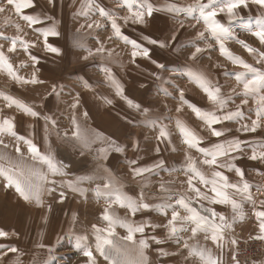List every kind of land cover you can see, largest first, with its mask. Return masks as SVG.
Returning <instances> with one entry per match:
<instances>
[{
    "label": "rangeland",
    "instance_id": "rangeland-1",
    "mask_svg": "<svg viewBox=\"0 0 264 264\" xmlns=\"http://www.w3.org/2000/svg\"><path fill=\"white\" fill-rule=\"evenodd\" d=\"M148 2L154 7L162 8L166 4L187 6L192 4L194 0H148ZM202 2H206V0H202ZM35 4L36 7L34 9H24L23 14L39 15L42 18L47 17L42 25L29 27L27 22L10 10L4 15L11 18L13 25L5 27L4 15H0V31H3L8 36L17 35L14 25L18 23L22 29L19 35L29 42L36 41V47L31 48L30 51L40 59L37 76L43 83L22 85L9 78L6 73L0 72V119L5 116L15 117V132L17 135L25 139H31L40 148L41 152L49 151L50 146L57 161L67 165L64 169L67 175L55 177L57 181L83 180L80 187L88 189V191L80 194L79 192H72L65 187L62 189L65 193L63 202H60V190H58L51 196L45 194L42 197V204L37 205L34 201H25L14 188L6 189L4 187L6 181L0 176V230L9 233L7 238H0V246L15 245L21 253L19 255L20 264H85L87 258L73 249L74 237L77 235L88 236L89 243L94 245L92 225L106 226V222H103L100 217L107 206L103 198L97 200L93 191L96 183L102 184L103 181L95 180V182H89L88 178L94 179L98 174L102 173L104 168L110 169L123 184V191L130 196L136 197L142 185L138 179L134 180L132 178L129 161L137 160L140 165H148L157 158L153 148L155 145L154 137L158 134V130L145 126L144 118L134 109H130L124 100L114 101L110 98L111 104L106 103L105 99L101 101L100 97L107 98L109 89L117 96L115 87L105 82V74L101 71L102 66L110 67L116 80L119 83L126 84L124 94L129 99L141 104L142 107H150L153 110L151 113L153 116L172 117L171 121L165 120L164 123L168 124L171 131L172 145L178 150L171 152V146H169V151L163 153L166 161L165 170H160L158 176L151 178V184L144 187L145 195L150 198L148 200L149 203L160 202L158 183L161 180L172 182L170 186L175 190L182 191L187 187L186 183L181 184L182 181H186V177L182 173L174 172L170 175L167 170L174 166H179L186 151V146L183 145L175 126L177 118L193 129L197 135L204 138L201 146L208 147L215 142L216 138L210 136L206 126L187 105L183 106L180 112L176 111L177 107L180 106L178 94L173 88L162 84L160 80L154 77L153 74H159V70L153 71L150 74V78L146 80H137L136 78H139L140 75L138 76L134 72H127L129 68L132 69V66H139V64L148 65L149 60L142 62L141 58L137 57L136 63L133 64L131 62V54L124 55L126 50L120 55L118 52L120 47L115 46V44L119 45V40L115 38L111 41L108 40V37L112 35L110 26L108 31L95 30L92 31L91 35H88V30L85 29L81 31L80 35L87 47L93 49L97 47L96 37L105 41V46L113 51L111 59L105 53L102 56L97 55L84 60L83 56L87 53L74 46L77 39L76 30L81 24L86 22L84 16L79 13L89 11L90 4L104 6L109 11H117L119 17L129 14L126 7L122 10H117L113 0H53L52 3H49L48 0H35ZM260 10L257 5H250L249 9H242L241 11L242 14L252 17L251 23L256 24L255 17ZM92 11H95V9L92 8ZM92 18L99 19L98 16H93ZM220 19L224 20L223 17ZM181 21L184 24L183 28H180ZM118 22L121 24L124 34L130 35L131 38L133 37L132 40H136L143 46L148 44L147 41L141 42L140 37L143 36L168 41L175 32L177 41L172 43L183 45L192 40L198 31H204L205 29L203 23L196 25V28L193 29L190 25L195 24V20L185 19L183 13L167 11H156L151 18L146 17L145 24L131 25L132 27L128 26L127 29L125 28L129 24H124L122 20ZM53 25L60 33V36L50 37L49 43L62 50V55L60 56L45 51L43 48V37L33 30L34 28L51 27ZM228 26L232 28L238 39L244 40L252 47L264 52V46H261L259 41L250 33L242 31L238 21ZM205 35L208 36V33L206 32ZM0 43H4V41L0 40ZM208 43L213 44V49L203 53V58L196 60L189 58L194 51L193 48H181L179 52H175L171 46L163 49L154 47L161 55H156L157 59L154 55L152 58L168 67L169 71L163 73L165 78L171 75L173 70L177 73L186 71L184 65H188L195 70L202 71L213 83L218 82L223 85L222 92L225 95L233 88L240 91L242 85H237L234 76L237 71H242L243 69L238 65H233L225 56L221 55L214 40L209 38ZM225 45L229 51L241 57L247 63L264 69V65L256 63L257 54L249 53L234 40H226ZM7 46L5 44V48ZM200 46L203 48L205 46L204 42H200ZM10 60L14 67H18L21 62L31 64L28 55L19 46L16 54H10ZM121 67H123L124 73L121 72ZM225 69L228 75H223ZM18 72L20 75L30 78L33 68L30 66L22 69L18 68ZM84 82H87L90 87H85ZM175 83L184 89L185 98L188 101L198 107L211 109L212 106L207 96L196 84L190 82L187 77L178 78ZM53 86L56 87L57 92H60L59 97L53 92ZM61 86H63L62 91ZM165 88L172 93V96L163 94ZM104 89L108 92L104 93ZM77 93L80 96V103L75 111L78 121L84 128L92 130L94 133H101L104 137H110L116 144L126 146L124 152L118 153L109 149L107 159H104L99 154V149L108 146L103 140L91 144L88 148H83L79 144L70 143L62 138L65 132H68L70 136L73 130V125L71 124L73 110L70 105L74 102ZM5 95L32 106L41 116L52 115L57 121L56 129H52L51 125H49V133L46 139L44 120L32 118L15 106L7 107V101L4 99ZM173 96L176 98H172ZM237 104H240V99H236L235 104L230 103L228 108L235 110ZM254 107L255 105L251 99L249 104L243 107L246 116L251 115L252 119H255V113H249L248 109ZM84 112L88 113L86 118L83 116ZM244 122L250 124L251 121L246 120ZM224 126L232 130L227 134L228 138L238 137L242 141L254 142L255 146H258L260 142H264V129H258L255 133H240L236 131L240 126L237 123L226 121ZM215 127H219V125ZM57 132L60 133L59 137L56 134ZM145 137H147V140H145ZM4 141L9 145V148L5 150L0 146V151H6L8 155L15 159L17 156L15 138L5 136ZM137 141H139V149H133L132 145ZM252 146L245 147V158L237 160L236 163L239 167L245 169V179L253 185L251 192L253 193L255 204L245 203L243 208L246 214L245 218L238 220L233 229L225 232L222 253L211 240L205 241L202 233L198 234L197 237L201 245L211 249L214 257H220L222 264H232V245L229 241L233 237L239 241L238 250L241 256L250 253L256 258L258 257L257 262L251 264H264V241L249 242L253 240L250 239V236L259 235V220L255 216V212L264 211V205L260 203V201L264 200V193L257 192L255 187V185H264V175L260 174L264 173V163L251 161L246 158L251 154ZM20 147L25 154L27 162L31 164L26 145L21 143ZM81 152H83V155H81ZM191 155L197 161L202 158L201 154L195 149L191 150ZM201 167L205 172L210 173L211 170L207 166ZM257 169L260 171L257 172ZM221 171L225 172V175L229 177L232 183H236L240 179L234 172H227L223 169ZM197 186L204 190L203 186L198 183ZM209 195L212 194L209 193ZM204 204L209 206L206 201ZM193 206L198 209L200 207L196 202H193ZM211 206L217 212H222L226 217H231L232 215L230 206ZM113 211L121 217L127 215L130 219L137 222L141 220H150L152 223L166 222L163 216L155 212L137 213L135 217H132L126 209L120 208L118 205H113ZM181 214L184 215L185 213L182 212ZM116 232L119 237L127 234L125 229L119 227H117ZM145 234L146 236L156 235L158 238H164L165 231L163 229L152 230L146 228ZM184 235H190V232ZM136 238L140 239V234H136ZM195 242L190 241V243ZM149 244L150 247L145 250L149 264H162V262L163 264H183L182 256L160 257L158 252L155 251L157 246L151 241H149ZM41 245L43 246L41 247ZM160 247H164L168 251H177L176 244L171 241ZM184 255H187L186 250H184ZM16 258L17 254L8 253L7 256L0 260V264H13ZM97 259L98 264H106L103 258L97 257ZM245 261L243 260L242 262L240 259V264H245ZM192 264H200L198 258H194Z\"/></svg>",
    "mask_w": 264,
    "mask_h": 264
},
{
    "label": "snow or ice",
    "instance_id": "snow-or-ice-1",
    "mask_svg": "<svg viewBox=\"0 0 264 264\" xmlns=\"http://www.w3.org/2000/svg\"><path fill=\"white\" fill-rule=\"evenodd\" d=\"M52 3L53 0H48ZM117 10L127 8L128 15L119 17L117 11H109L108 8L96 4H90L89 11L81 12L85 18V23L81 24L76 30L77 39L75 40V47L83 50L87 54L83 56L84 60L97 55H104L107 53L111 59L113 51L105 46V41L96 37L97 47L89 48L81 38V31L88 30V35L92 31L101 30L108 31L109 26L112 35L108 37L111 41L113 38L123 41L127 45H131V62L136 63V58L151 60V63L159 70V74L154 73V77L161 81L162 84L167 85L177 92L180 101V106L176 111L180 112L183 106L187 105L196 117L203 122L206 126L211 137H215V142L211 143L208 147H203V137L197 135L193 129L188 127L179 118L175 121V126L180 134L183 145L186 146L183 161L179 166H174L167 169L171 175L174 172H180L186 177V181L181 184L187 185L186 188L175 190L170 185L172 182H164L161 180L158 183L159 201L158 203H149L150 199L145 195L144 187L151 184V178L158 176L160 170H165L166 161L163 153L169 151L176 152L178 149L172 145L171 131L168 124L164 123L165 120L171 121V116H153L150 107H142L141 104L134 102L124 95L123 86L116 80L110 67L102 66L101 71L105 74V82L110 86L115 87L116 95L125 101L130 109H134L144 118V125L158 130V134L154 137L155 145L154 152L156 159L148 165H140L137 160L129 161L130 173L134 180L139 181L142 185L139 194L136 197L128 195L123 191V184L116 178L110 169L104 168L101 174H98L94 179L88 178L89 182L95 180H102L103 183H96L93 189L97 200L103 198L106 202L100 219L106 222L105 227L99 225H92V235L94 237V245L89 243L88 236L77 235L74 237L73 249L78 251L87 260L85 264H98L97 257L103 258L106 264H149L148 257L145 250L150 247L151 241L157 247L155 251L158 252L160 257H183V264H192L194 258H198L200 264H222L219 256L214 257L211 249L201 245L198 242V234H203L205 241L211 242L223 252L225 232L233 229V226L238 220L245 218L243 210L245 203L255 204L251 188L253 187L245 179V169L239 167L236 163L237 160L245 158V147H251V154L246 158L251 161H258L264 163V142H260L255 146L254 142L242 141L238 137L228 138V133L232 130L224 126V122H234L240 126L236 129L240 133H255L258 129H264V69L255 67L253 64L247 63L244 59L234 55L225 45L226 40H234L240 44L249 53L257 54L256 63L264 65V52L259 51L257 48L252 47L244 40L238 39L232 28L228 25L233 22H239L241 30L250 33L255 37L261 46H264V0H194L192 4L181 6L178 4H166L162 8L154 7L148 0H113ZM250 5H257L261 9L255 17L256 24L251 23L253 19L250 16L242 14V9H249ZM35 0H0V15L12 10L17 16H20L29 27L33 25H42L47 17L42 18L39 15H25L24 9L35 8ZM92 8L95 11H92ZM156 11H167L172 13H183L185 19L195 20V24L190 25L193 29L196 25L203 23L205 26L204 31H198L196 36L187 43L173 44L177 41V35L174 32L168 41L152 39L144 37L150 45H158L160 48L172 47L173 51L179 52L181 48H193L194 51L190 55V59L196 60L203 58V53L212 50L213 44L208 43L209 38L215 41L221 55L231 61L233 65H238L242 71L235 73V81L237 85H242L240 91L235 88L225 95L222 92L223 85L218 82L213 83L202 71L195 70L188 65H184L186 71L177 73L174 70L167 78L163 76L164 72H168V67L153 60L151 58L152 49L141 45L136 40L130 39L122 32L121 24L118 21H123L124 24L136 25L145 24L146 17L151 18ZM93 16H98L99 19H93ZM221 17L224 20L220 19ZM178 18V17H177ZM103 21V22H102ZM11 18L4 15V26H12ZM17 35L8 36L3 31H0V72L6 73L9 78L16 83L27 84H41L43 83L37 76L39 71L38 65L40 59L34 55L30 49L36 47V41L29 42L25 40L19 33L22 31L20 25H14ZM183 21L180 22V28H183ZM40 36L43 37V48L47 52L62 55V50L49 43L50 37H59L60 33L56 30L55 26L34 28ZM208 33V36L205 33ZM200 42H204V47L200 46ZM7 44V48H5ZM18 46L28 55L31 64L21 62L18 67H14L10 60V54H16ZM32 67L33 72L30 78L20 75L18 68ZM220 67L219 65H215ZM223 75H228L225 69ZM181 77L196 84L202 92L207 96L211 104V109L198 107L185 98V91L180 88L175 80ZM85 87H90L87 82H84ZM63 86H61L62 91ZM53 92L59 97L60 92H57L56 87L53 86ZM166 96H172L167 88L163 90ZM172 98H176L173 96ZM7 101L6 106L11 108L15 106L24 114L44 120L45 138L49 133V125L52 129H56L57 121L52 115H44L34 110L30 105H26L15 98L4 96ZM106 103L111 104L112 101L104 98ZM240 99V104L235 106V110L228 108V105L235 104V100ZM252 100L255 107L249 108L248 112L255 113V119L251 115L245 114L243 107L249 104ZM80 103L79 93L76 94L74 102L70 105L73 110L71 116V124L73 130L69 136L68 132L63 134V139L73 143L79 144L83 148H88L91 144L103 140L108 146L99 149V154L104 159H107L109 149L115 152H124L123 145L116 144L110 137H104L101 133H94L92 130L86 129L78 121L75 111L78 109ZM87 112L83 113L86 118ZM250 120V124L244 121ZM219 125V127H215ZM15 117L5 116L0 119V146L7 150L9 145L5 143L4 137H13L16 140L15 152L16 158L13 159L6 151H0V176L4 178L6 183L4 187L14 188L15 191L25 201H34L37 205L42 204V197L47 194L49 196L59 191L60 202H63L65 193L63 188L67 187L72 192H79L84 194L88 189L80 187L83 180L77 181H57L55 177H64L67 173L64 169L67 167L61 161H57L55 154L51 151L41 152L40 148L31 140L18 136L15 132ZM60 136V133H56ZM147 140V137H145ZM21 143L26 145L27 153L30 156L31 164L27 162L25 154L21 151ZM133 149H139V141L134 142ZM195 149L201 154V159L197 161L191 155V150ZM83 155V152H81ZM201 166H207L209 172H205ZM234 172L240 179L236 183H232L229 177L225 175L224 171ZM257 172L260 170L257 169ZM264 175V173H260ZM197 183L203 186H197ZM256 191L264 193V185H255ZM211 193L212 195H209ZM154 198V197H153ZM209 206H205L204 202ZM193 202L200 205L199 209L193 206ZM264 205V200L260 201ZM113 205H118L120 208L126 209L132 217L137 213L155 212L165 218V223H152L150 220H141L139 222L130 219L127 215L121 217L113 211ZM211 205H227L231 207V217H226L222 212H217ZM50 208V206H49ZM185 213L182 215L181 213ZM255 216L259 220V235L250 236V239L264 241V211L255 212ZM117 227L126 230L127 234L119 237L116 229ZM147 229H163L165 231L164 238H158L156 235L146 236L145 230ZM190 235L185 236V233ZM136 234H140V239L136 238ZM9 233L0 230V238H7ZM174 242L177 246V251H168L164 247H160L167 242ZM190 241H196L190 243ZM232 245L231 260L232 264H240L237 258L239 252L237 250L239 241L233 237L230 241ZM43 245H41L42 247ZM184 250L187 255H184ZM8 253L17 254L16 260L13 264H20L19 255L20 250L15 245L0 246V260ZM163 264V262H162Z\"/></svg>",
    "mask_w": 264,
    "mask_h": 264
},
{
    "label": "crops",
    "instance_id": "crops-1",
    "mask_svg": "<svg viewBox=\"0 0 264 264\" xmlns=\"http://www.w3.org/2000/svg\"><path fill=\"white\" fill-rule=\"evenodd\" d=\"M139 25H141V24H139ZM128 26L129 27H132L131 26V23H129V25H127V27L125 28V29H127L128 28ZM137 26V25H136ZM146 26H147V24H146ZM145 26V27H146ZM149 27V26H148ZM122 28V27H121ZM150 28V27H149ZM125 31V30H124ZM130 39H132L131 38V36L130 35H127ZM141 36H143V35H141ZM144 37H148V36H143V37H140V39L142 40H140L141 42H146V40L144 39ZM150 38H152V39H156V38H153V37H150ZM145 40V41H144ZM118 41V40H117ZM95 42H97V40H95ZM119 45H116L115 44V46L117 47V46H119L120 48L118 49V52H119V54L121 55V53L124 51V50H126V53L124 54V55H129V54H131V50H132V48H131V45H127V44H125L123 41H121V40H119ZM146 46L147 47H149V48H151L152 49V53H151V58L153 57V55L155 56V58L157 59L158 57L156 56V55H158V56H160L161 55V53L159 52V51H157L154 47H157V48H160L158 45H148V44H146ZM140 58V57H139ZM153 60H155L154 58H152ZM141 61L142 62H146L147 61V59H143V58H141ZM149 62V64L147 65V64H139V66H132V69L131 68H129L128 70H127V72L128 73H130V72H134V73H136L138 76L140 75V77L139 78H136L137 80H146V79H149L150 78V74L151 73H153V71H156V70H158L157 68H156V66L154 65V64H152L151 63V61L149 60L148 61ZM159 62V61H158ZM161 63V62H160ZM121 69V72H123L124 73V70H123V67H121L120 68ZM122 75V74H121ZM142 76V77H141ZM135 77V76H134ZM120 85H122L123 86V89H124V91H125V86H126V84H123L122 82L120 83ZM139 86V85H138ZM139 88H140V86H139ZM107 93L108 91H106L105 89H104V93ZM107 99L108 100H110V98L111 99H113L114 101H119V100H121V98L119 97V96H115L114 95V93L109 89V94L107 93ZM125 95V94H124ZM126 96V95H125ZM100 99H101V101H104V97H100ZM105 103V102H104ZM98 114V113H97ZM103 114V113H102ZM98 115H100V114H98Z\"/></svg>",
    "mask_w": 264,
    "mask_h": 264
},
{
    "label": "built area",
    "instance_id": "built-area-1",
    "mask_svg": "<svg viewBox=\"0 0 264 264\" xmlns=\"http://www.w3.org/2000/svg\"><path fill=\"white\" fill-rule=\"evenodd\" d=\"M251 241H253V242H258V240H250L249 242H251ZM238 245H240V244H238ZM239 248H237V250H238ZM238 252H239V250H238ZM261 257V256H260ZM238 259H239V261H240V259H241V261L243 262V260H246L244 263L246 264V263H249V264H251V263H253V262H257V258H256V256L254 257L253 255H250V253H246L245 255H238V257H237Z\"/></svg>",
    "mask_w": 264,
    "mask_h": 264
}]
</instances>
